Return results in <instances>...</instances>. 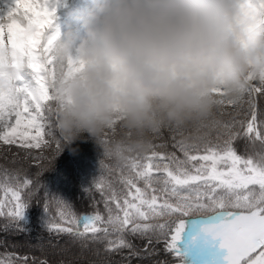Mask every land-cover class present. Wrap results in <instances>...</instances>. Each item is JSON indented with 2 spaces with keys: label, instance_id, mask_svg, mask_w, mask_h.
I'll return each mask as SVG.
<instances>
[{
  "label": "snow or ice",
  "instance_id": "obj_1",
  "mask_svg": "<svg viewBox=\"0 0 264 264\" xmlns=\"http://www.w3.org/2000/svg\"><path fill=\"white\" fill-rule=\"evenodd\" d=\"M55 3L0 0V150L12 153L10 161L3 155L8 163H17L13 147L24 152L25 160L36 161L37 168L42 167L46 150L54 148L59 154L63 148L55 130L49 79L54 37L48 30ZM245 4L255 21L254 37L264 35V0H245ZM248 79L238 103L225 105L211 122L191 132L162 129L142 154L122 148L127 155L115 167L100 161L108 176L101 174L93 182L89 206L96 210L92 213L77 215L70 204L46 192L41 203L38 179L22 167L0 165V220L4 221L0 233L30 235L27 210L35 202L43 208V230L50 237H71L82 248L103 244L106 256L121 255L119 264L150 259L159 254L154 245L162 244L165 253L183 264L177 242L185 218L201 216L210 221L203 231L219 238L220 246L227 249V264H264V76ZM239 140L247 141L244 155L237 151ZM102 143L111 144L112 137L106 134ZM169 145L173 151H161ZM93 193H99L104 214ZM129 236L143 240V247L138 249ZM48 243L56 247L58 240ZM0 246L5 248L0 264H49L46 257L8 251L18 245L6 239H0ZM94 254L99 255V250ZM104 264L112 262L106 259Z\"/></svg>",
  "mask_w": 264,
  "mask_h": 264
},
{
  "label": "clouds",
  "instance_id": "obj_2",
  "mask_svg": "<svg viewBox=\"0 0 264 264\" xmlns=\"http://www.w3.org/2000/svg\"><path fill=\"white\" fill-rule=\"evenodd\" d=\"M74 20L52 45L55 130L120 163L122 148L142 154L162 129L216 119L264 76L245 0H85Z\"/></svg>",
  "mask_w": 264,
  "mask_h": 264
},
{
  "label": "trees",
  "instance_id": "obj_3",
  "mask_svg": "<svg viewBox=\"0 0 264 264\" xmlns=\"http://www.w3.org/2000/svg\"><path fill=\"white\" fill-rule=\"evenodd\" d=\"M82 142L89 146L90 152L92 154H87L88 152H81L82 149L80 150L78 148H74L72 150L74 156L79 160V164L82 167L81 171L86 181L85 184L88 186V190L81 194L82 196L78 195L79 198L76 196V194L69 193L67 189L63 188L64 185H69V183L73 182L72 180L67 182L63 177L64 174L67 175L66 172L69 170L68 165H70V161H67L65 157H62L64 158V161L59 159V156L64 154L63 151H65L67 145L63 144V148L59 154H57V156H55L54 148L46 150L44 153L46 157V161L44 162L46 163L43 165L44 168H42V170H38L37 167L33 166L35 164L29 162V160V163L27 162L26 165L24 164L21 166L22 170L26 171L32 179L39 180L41 185V203L43 202L42 195L46 192L50 197H57L70 204L76 213L83 210L90 211L94 209L93 207L89 206L91 202L90 190L92 189L93 182L101 174L106 177L108 176V172L100 165V161H103L104 165L111 167H115L118 162L115 159L105 158L102 148L93 140H83ZM246 146L247 141L245 140H239L236 143L237 151L242 155L246 153ZM161 151H173V149L169 145L167 149H162ZM1 156L2 154H0V157ZM11 157L12 156H9L8 158ZM57 161H60V164H58ZM2 164L0 163V165ZM65 169L67 171H64ZM38 173L39 175H37ZM75 185L76 184L74 183V187ZM76 190L77 189L75 187L74 192H76ZM73 195H75V197H73ZM93 195L97 201L96 207L102 214L105 213L104 204L99 193H93ZM0 196H2V194H0ZM42 210L43 208L37 205L35 202H33L27 210V216L29 219L27 226L32 229L30 235L0 233V239H6L9 243H15L18 245L16 248H8V251H15L21 255L30 254L40 258L46 257L49 264H61V262H63V264H104L106 259L110 260L112 264H119L121 255L114 254L111 256H106V254L103 253V244H89L87 248H82L78 242H73L71 237H50L49 234L43 230L46 217L44 211L42 212ZM56 211V208L53 207V216H55ZM2 223H4V221L0 220V224ZM127 238L132 241V243L136 245L138 249L143 247V240L131 236ZM49 240L53 241V243H56L58 240L56 247L49 246ZM154 247L159 250L158 255L145 260L133 259L131 264H152L153 260H164L167 261V264H169L175 261V259L170 254L164 252L162 244H156ZM58 248L61 249L58 250ZM96 250H99V255L94 254ZM4 251L5 248L0 246V252ZM124 252L126 253L127 250H124Z\"/></svg>",
  "mask_w": 264,
  "mask_h": 264
},
{
  "label": "rangeland",
  "instance_id": "obj_4",
  "mask_svg": "<svg viewBox=\"0 0 264 264\" xmlns=\"http://www.w3.org/2000/svg\"><path fill=\"white\" fill-rule=\"evenodd\" d=\"M52 2L55 3V0H52ZM69 6H70V0H59V3H55L56 21L54 22L53 26L50 27L48 30V35L50 37L55 38V37L59 36L60 34L67 31V25L69 24L68 22H70L71 15L73 13L72 11H71V13L66 12V10L68 9ZM60 10H61V12H59ZM76 27H77V25L74 22L71 29L76 28ZM261 107L262 108L264 107V101H261ZM224 119H227V117L225 116ZM32 134H35L34 130H33ZM82 141H83V139L77 140V141L73 142L71 145H67L65 151H63L64 154L62 156H59L60 157L59 159L62 161H64V158H62V157H65V159L67 161H70V165H68L69 170L68 171L66 169L64 170V171H67L66 172L67 175L64 174L63 177L66 179L67 182H69L70 180L73 181L72 183H69V185H64L63 188L67 189L69 191V193L76 194V196L78 198H79V196H82L81 194H83L84 192H86L88 190V186L85 184V182H83V173L81 171L82 167L79 164V160L74 156L72 150L74 148H76V149L78 148L80 150L82 149L81 152H86V153L88 152L87 154H92L90 152L89 146L86 145L85 143H83ZM80 143H83L84 145L80 144ZM157 143H161V141H157ZM35 151H37V150H35ZM12 152H18L17 163L13 164V163H8L7 161H5L2 156L7 155L9 157V156H12V153L8 152L9 153V155H8V153H4L2 150H0V154H2V156L0 157V163L1 164L7 163L8 167H13V168H21V166H23L24 164L25 165L27 164L28 160H29V162H31L33 164L37 163L36 161L31 160V159L25 160L23 158L24 152L17 150L15 147H13ZM55 156H57L56 153H55ZM11 158H8V160L10 161ZM44 161H46V159ZM45 163L46 162L42 163V167L38 168V170L39 169L42 170V168H44L43 165H45ZM57 163L60 164V161H57ZM61 168H62V166H61ZM74 183L76 184L75 185V187L77 189L76 192H74L75 191ZM73 197H75V195H73ZM93 210H95V209H92L91 212H93ZM83 211H86V210H83ZM42 212H43V210H42ZM88 213H90V212H88ZM77 215H80V214L77 213ZM209 222H210L209 220H206V219L199 220L193 216L185 218V228L181 234V240L177 242V247L180 250L181 257L183 260V264H195L198 261L199 255L201 253V247L198 246V243L203 242L202 241L203 237L206 234L203 231V228ZM60 249L58 248V250H60ZM80 257H83V256H80ZM173 264H179V261H177Z\"/></svg>",
  "mask_w": 264,
  "mask_h": 264
},
{
  "label": "bare ground",
  "instance_id": "obj_5",
  "mask_svg": "<svg viewBox=\"0 0 264 264\" xmlns=\"http://www.w3.org/2000/svg\"><path fill=\"white\" fill-rule=\"evenodd\" d=\"M76 6H77V4H74V7H76ZM72 26H73V21H71L70 24L67 25V31H68L69 29H71ZM226 256H227V255H225V256H223V257H226ZM210 260H211V259L208 258V261H210ZM213 262L221 263L222 261H221V262H218L217 260H214ZM209 263H210V262H209ZM216 263H215V264H216ZM198 264H204V263H203V261H199Z\"/></svg>",
  "mask_w": 264,
  "mask_h": 264
}]
</instances>
